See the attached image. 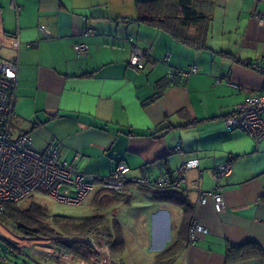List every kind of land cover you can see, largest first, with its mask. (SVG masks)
<instances>
[{
    "label": "crops",
    "instance_id": "1",
    "mask_svg": "<svg viewBox=\"0 0 264 264\" xmlns=\"http://www.w3.org/2000/svg\"><path fill=\"white\" fill-rule=\"evenodd\" d=\"M137 1L16 0L21 6L16 14L9 0H0V58L18 60L11 134H28L37 151L61 141L66 160L77 153L78 170L100 178L121 159L129 166L128 177L153 179L196 158L199 164L187 171V180L204 190L215 184L214 166L232 157L231 174L219 183L222 212L211 198L198 201L195 189L185 192L193 204L189 224L207 229L192 243L190 226L181 228L183 209L156 201L139 187L132 186L139 194L125 193L129 203H115L130 206L136 198L137 206H130L136 219L129 223L125 214L127 221L122 220L120 208L104 213L106 225L120 226L124 249L115 255L121 264H154L176 240L180 249L169 264H264V255L227 259L229 246L244 252L246 244L255 243L264 251V138L256 142L243 129L229 131L225 121L261 85V74L248 63L264 64V21L256 17L264 14V0H202L199 9L210 19L199 49L136 21ZM87 29L95 32L85 34ZM81 42L88 52L76 56L74 45ZM133 44L150 49L148 69L129 66ZM191 65L196 73L170 76ZM175 145L183 154L173 151ZM94 188L85 199L102 189L98 183Z\"/></svg>",
    "mask_w": 264,
    "mask_h": 264
},
{
    "label": "built area",
    "instance_id": "2",
    "mask_svg": "<svg viewBox=\"0 0 264 264\" xmlns=\"http://www.w3.org/2000/svg\"><path fill=\"white\" fill-rule=\"evenodd\" d=\"M9 6L16 14L20 13L21 6L16 0H9ZM256 17L259 21H264V14H258ZM39 29L44 37H50V31L45 25H40ZM94 32V29L84 31L85 34ZM74 51L76 56L85 55L88 52V46L83 42L77 43L74 45ZM150 57L149 48L133 44L128 64L137 71L146 70L150 67ZM248 65L261 74V85L258 89L250 91L245 100L234 108L225 121L229 131L234 128L243 129L256 142H260L264 138V64L250 62ZM196 71V66L191 65L185 70L172 71L170 76L186 77ZM17 74V58H0V212L3 210V202L26 200L38 190L60 203L81 204L93 191L95 183H98L102 189H110L118 193L139 194L140 191L132 186L182 192L195 189L198 192V201L204 202L207 198H211L215 211L218 213L223 211L224 189L219 183L222 178L230 176L232 157L214 166L212 178L215 184L213 188L204 190L195 187L193 182L187 180V171L196 168L199 164L196 158L186 159L173 172L153 179L146 174L128 177L129 166L121 159L117 161L109 176L100 178L96 174L78 170L77 153L70 161L66 160L61 141H54L45 150L37 151L31 148V139L28 134L13 137L10 123L14 115ZM173 151L183 154L179 145H175ZM206 232L205 227L192 221L189 228V241L192 243L199 234ZM109 235L108 231L99 227L78 236L65 235L55 238V240L80 241L86 244L91 256L89 260L76 258L73 253L50 244L46 246L35 244L34 249L37 248L40 256L32 251L30 255L35 260V264H45L43 261L54 257L64 260L67 264H114L115 260L108 242ZM13 237L22 239L17 235Z\"/></svg>",
    "mask_w": 264,
    "mask_h": 264
},
{
    "label": "trees",
    "instance_id": "3",
    "mask_svg": "<svg viewBox=\"0 0 264 264\" xmlns=\"http://www.w3.org/2000/svg\"><path fill=\"white\" fill-rule=\"evenodd\" d=\"M208 1V0H205ZM202 0H138L136 21L146 25L159 28L169 33L178 42L196 49L205 46L209 13L199 9ZM210 2V0L208 1ZM146 192H151L152 199L156 201H169L183 209L184 218L181 225L190 226V217L193 204L185 192L178 190H159L148 187H139ZM129 194L118 193L110 189H101L94 194V201L97 207L115 203H129ZM0 220L9 226L14 235L24 238L47 237L58 238L65 235L84 234L94 228H99L103 223L101 215L75 219L63 215H50L43 207L31 201L27 207H22L17 202L6 201L2 204ZM109 232V247L112 254L120 253L124 249V239L117 221H113L112 227L106 225ZM109 229H111L109 231ZM0 238V245L4 248L5 254L0 257L3 264L9 258H21L20 264H35V260L29 256H23L21 251L8 241ZM54 245L76 258L89 260L91 258L88 246L80 241L55 240ZM244 252L239 251L240 247L229 246L227 249L228 261L244 259L246 257L264 255L258 245L248 243ZM180 249L179 241H173L167 248L161 251L155 258L154 264H169L174 254Z\"/></svg>",
    "mask_w": 264,
    "mask_h": 264
},
{
    "label": "rangeland",
    "instance_id": "4",
    "mask_svg": "<svg viewBox=\"0 0 264 264\" xmlns=\"http://www.w3.org/2000/svg\"><path fill=\"white\" fill-rule=\"evenodd\" d=\"M31 201H34L35 203L41 205L43 207V209L45 210V212L47 214H50V215H64V216L80 217L82 215H87V216L93 215L94 216V215L103 214L105 216V214H110L112 211H115L117 209L122 208L121 213H120L121 219L124 221H127V216L125 217V214L129 215L128 216L129 217V223H131L132 220L134 221L136 219L133 215H136V213H137V212H135V209H133L132 207L130 208V206H137V203H135V202H137L136 198H133V201L130 204V206H124V205H118L117 206V204H110V205H106V206L102 207L101 209H99L97 207V204L94 201V195L93 196L91 195L90 197L88 196L86 199H84L82 201V203L79 206H73L70 204L57 202L54 199H52L51 197H49L47 194H45V192L38 190L37 192H35L31 196H29L28 199L23 200V201H19L17 203L19 205H21L22 207H27ZM115 206H117V207H115ZM128 211H131V212L128 213ZM106 224L109 225L110 221L105 216V219L103 220V223L100 224V226L106 230L107 229ZM131 230H132V233H134V234L137 231V229L135 227ZM13 236H14L13 232L11 231L9 226L6 224H3L0 220V238L1 239H4V240H7L9 238L12 239L10 241L11 244L15 245V247L21 251L23 256H25V255L29 256L31 251L35 252L36 255L40 256L37 248L34 249V247H36L35 244H37V243H34L29 238H24L22 236L20 237L22 239H14ZM52 239L55 240V238H52ZM52 244H54V243H52ZM42 245L46 246L44 244H42ZM145 248H143V246H142L143 250ZM144 251H146V250H144ZM4 254H5V250L0 245V257L4 256ZM112 255L114 257L115 262L117 264H121L120 258H119L120 256L115 255V254H112ZM21 258H22V256H21ZM21 258H12L11 257V258H9L8 261H6L5 264H20ZM43 262H45V261H43ZM0 264H3L2 259L0 260ZM26 264H32V263H29V261H27ZM46 264H67V263L60 258L54 257L50 260H47Z\"/></svg>",
    "mask_w": 264,
    "mask_h": 264
},
{
    "label": "water",
    "instance_id": "5",
    "mask_svg": "<svg viewBox=\"0 0 264 264\" xmlns=\"http://www.w3.org/2000/svg\"><path fill=\"white\" fill-rule=\"evenodd\" d=\"M114 264H117L116 262H114Z\"/></svg>",
    "mask_w": 264,
    "mask_h": 264
}]
</instances>
